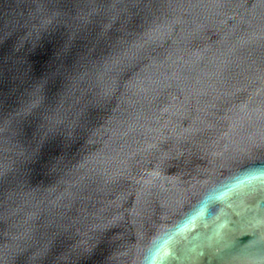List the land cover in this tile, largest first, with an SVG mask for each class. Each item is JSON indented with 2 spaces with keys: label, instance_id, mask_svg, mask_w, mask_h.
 Listing matches in <instances>:
<instances>
[{
  "label": "water",
  "instance_id": "95a60500",
  "mask_svg": "<svg viewBox=\"0 0 264 264\" xmlns=\"http://www.w3.org/2000/svg\"><path fill=\"white\" fill-rule=\"evenodd\" d=\"M0 264H264V0H0Z\"/></svg>",
  "mask_w": 264,
  "mask_h": 264
}]
</instances>
